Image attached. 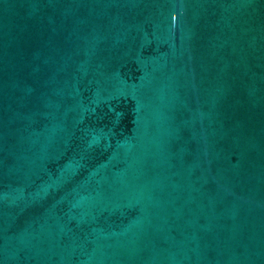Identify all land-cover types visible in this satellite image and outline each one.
Masks as SVG:
<instances>
[{"label":"water","instance_id":"1","mask_svg":"<svg viewBox=\"0 0 264 264\" xmlns=\"http://www.w3.org/2000/svg\"><path fill=\"white\" fill-rule=\"evenodd\" d=\"M0 264H264V0H0Z\"/></svg>","mask_w":264,"mask_h":264}]
</instances>
